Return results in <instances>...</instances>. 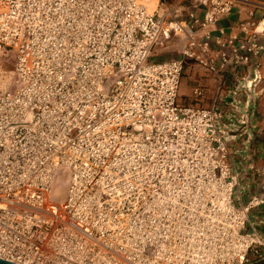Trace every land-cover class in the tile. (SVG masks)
<instances>
[{
    "label": "built area",
    "instance_id": "1",
    "mask_svg": "<svg viewBox=\"0 0 264 264\" xmlns=\"http://www.w3.org/2000/svg\"><path fill=\"white\" fill-rule=\"evenodd\" d=\"M247 1L0 0V49L15 60V86L0 85L1 258L264 264V200L238 183L219 134L222 112L247 103H178L187 61L252 70L234 94L261 78L264 0L238 32L220 25ZM173 43L178 56L154 58Z\"/></svg>",
    "mask_w": 264,
    "mask_h": 264
},
{
    "label": "rangeland",
    "instance_id": "2",
    "mask_svg": "<svg viewBox=\"0 0 264 264\" xmlns=\"http://www.w3.org/2000/svg\"><path fill=\"white\" fill-rule=\"evenodd\" d=\"M147 1L150 8H155L160 0ZM178 55L179 50L175 43L154 52L155 59L175 57ZM223 71L224 70H222L221 74ZM14 72L15 60L12 50L1 48L0 73L2 78L0 79V85L4 87L15 86ZM213 74L214 73L209 69L197 65L194 62L187 61L180 80L178 103L182 106L184 105L192 107L209 106L212 103V96L210 94H205V92H201L197 95L193 92V90L194 87L200 86V79L204 80L201 83H208L212 88V79L208 80L207 78H211L208 77L209 75L214 77ZM191 75L196 76V79H190L189 77ZM204 77H206L205 79H207V81L204 79ZM214 83L215 80L213 79V84ZM231 83L236 85L237 82L232 81ZM225 97L226 99H224ZM221 100L222 102H224V100L238 101V103L241 104L242 102L247 101L248 98L244 96V94L233 95L232 97L225 94L222 95ZM249 118L254 119L253 125L248 124L251 122ZM221 121L222 127L219 129V134L222 136V138L227 139L226 148L233 160L234 167L239 173L238 183L242 186H246V188L250 190V193L256 194L264 200V110L255 109L249 111L244 108L241 110L226 108V110L222 112ZM257 122L260 123L256 125ZM200 150H203V148H200ZM200 161L201 160H199V162ZM54 193L57 196L56 200H62V197L65 195V185L59 183L58 188L54 191ZM252 212H254V210ZM257 218L263 220L262 230L264 234V202L260 206V212L258 213ZM260 252L264 255V247ZM254 258L255 256L251 254L250 260Z\"/></svg>",
    "mask_w": 264,
    "mask_h": 264
},
{
    "label": "crops",
    "instance_id": "3",
    "mask_svg": "<svg viewBox=\"0 0 264 264\" xmlns=\"http://www.w3.org/2000/svg\"><path fill=\"white\" fill-rule=\"evenodd\" d=\"M185 1H187V0H185ZM250 1H256V0H248L246 3H241V4L237 5L236 7H234L231 10V12L228 15L221 18L220 25L224 27L226 35L229 33L234 34L235 32L239 31V29L236 28L234 25L237 22H239L241 19H245L247 17V11L251 8V5H252V3ZM212 28L214 29V26H212L210 28L211 33H213V35L218 34V32L216 30H212ZM221 72H219L217 74L216 73L213 74L215 78L211 75L208 76V77H211V78H207L208 80L212 79V88L208 83H205V84L201 83L204 81L203 79L199 80L200 86H196L194 88L199 87L201 89V92H205V94H210L212 96V100L215 96L216 97L218 96V98H219V96H222L225 94L227 96H230V97H232L233 95L244 94V96H246L248 98V100L243 102V103H247L249 111L255 110V109L256 110H258V109L264 110V63L261 64V69H260L261 78L257 81H254L252 88L247 92L245 91V92L236 93V94L232 93L233 88L236 85H234V83H231V82L232 81L233 82L241 81V80H243V77L251 79L252 78V70L248 69L247 72L240 73L238 71H235L233 69L228 68V69H224L222 74H221ZM189 78L190 79H194V78L196 79V76L191 75ZM205 78L206 77H204V79ZM207 79H205V80L207 81ZM213 79L215 80L214 84H213ZM220 89H221V93L217 94L216 91H220ZM251 116H252V114H251ZM249 120H251V122H249L248 124L253 125L254 119L249 118ZM258 123H260V122H257L256 125H258ZM247 138H248V136H247ZM252 141H254V140H252Z\"/></svg>",
    "mask_w": 264,
    "mask_h": 264
},
{
    "label": "water",
    "instance_id": "4",
    "mask_svg": "<svg viewBox=\"0 0 264 264\" xmlns=\"http://www.w3.org/2000/svg\"><path fill=\"white\" fill-rule=\"evenodd\" d=\"M0 264H19V263H16V262H13L10 260H6V259L0 257Z\"/></svg>",
    "mask_w": 264,
    "mask_h": 264
},
{
    "label": "bare ground",
    "instance_id": "5",
    "mask_svg": "<svg viewBox=\"0 0 264 264\" xmlns=\"http://www.w3.org/2000/svg\"><path fill=\"white\" fill-rule=\"evenodd\" d=\"M177 41H178V39H177ZM52 191H53V192H52V196H53L54 199H56L57 196H56V194L54 193L55 190H52ZM65 192H66V187H65ZM62 198H63V197H62ZM62 200H63V199H62Z\"/></svg>",
    "mask_w": 264,
    "mask_h": 264
}]
</instances>
